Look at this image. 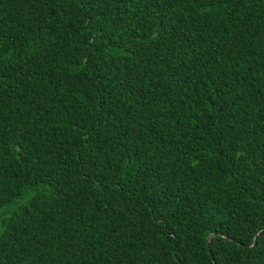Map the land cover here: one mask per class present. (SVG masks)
<instances>
[{"label":"trees","instance_id":"obj_1","mask_svg":"<svg viewBox=\"0 0 264 264\" xmlns=\"http://www.w3.org/2000/svg\"><path fill=\"white\" fill-rule=\"evenodd\" d=\"M0 264H264V0H0Z\"/></svg>","mask_w":264,"mask_h":264}]
</instances>
